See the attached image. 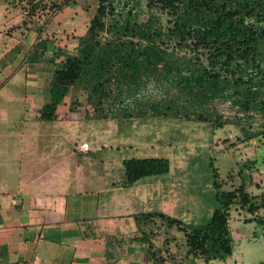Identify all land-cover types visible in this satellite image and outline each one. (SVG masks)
<instances>
[{
	"label": "trees",
	"instance_id": "1",
	"mask_svg": "<svg viewBox=\"0 0 264 264\" xmlns=\"http://www.w3.org/2000/svg\"><path fill=\"white\" fill-rule=\"evenodd\" d=\"M74 2L55 1L49 8L62 11ZM131 3H124L123 10L131 7L125 13L118 10L119 0H98L86 33L78 37L77 53L51 44L52 57L59 64L52 85L92 91L102 118L163 116L223 127L229 120L212 106L230 102L236 108L235 117L248 123L241 127L239 142L247 146L259 138L263 145L264 129H253L251 120L262 119L264 128V0H147V7L158 13L145 20L138 18ZM37 5L34 0L23 21L13 28L37 24ZM39 25L41 38L46 31L43 23ZM46 36L36 43L43 54L51 41ZM149 86L160 89V96L130 108L128 100L146 95ZM54 112L53 105L46 106L40 116L48 120ZM211 166L218 206L206 224H190L162 211L135 216L142 235L132 241L146 244L150 261L166 264L171 257L172 264H210L215 259L226 264L234 253L231 208L237 205L253 214L247 221L259 218L264 196L259 201L244 184L223 189L213 162ZM169 170L170 160L163 157L123 160L126 185ZM163 227L184 233L187 249L183 258L176 259L171 251L173 242L177 246L175 238L167 237L157 246Z\"/></svg>",
	"mask_w": 264,
	"mask_h": 264
},
{
	"label": "crops",
	"instance_id": "2",
	"mask_svg": "<svg viewBox=\"0 0 264 264\" xmlns=\"http://www.w3.org/2000/svg\"><path fill=\"white\" fill-rule=\"evenodd\" d=\"M22 21L0 29V36L18 42L11 53L0 48V264H155L146 244L132 241L141 235L135 216L160 201L161 210L186 222L182 215L191 213L174 210L182 202L180 183L167 186L147 176L125 184L123 160L132 157L115 151L144 155L157 143L119 139L113 120L106 137L99 136L91 126L94 116L84 114L94 110L93 92L53 86L55 43L41 53L40 25L13 28ZM51 105L54 116L42 119L41 110ZM86 141L88 151L80 148ZM105 149L107 161L97 155Z\"/></svg>",
	"mask_w": 264,
	"mask_h": 264
},
{
	"label": "rangeland",
	"instance_id": "3",
	"mask_svg": "<svg viewBox=\"0 0 264 264\" xmlns=\"http://www.w3.org/2000/svg\"><path fill=\"white\" fill-rule=\"evenodd\" d=\"M33 1L0 0V29H7L9 26L20 22L22 18L24 19L25 11L30 8ZM35 1H38L37 15L34 18L37 21L36 25L39 26V23H43L46 31L41 38L44 39L47 35L46 37L55 45L65 47L70 53H77L78 37L86 33L98 7V0H75L72 5L65 7L62 11L49 8L53 2H60L61 0ZM119 1H121V5L118 10L126 13L131 7L123 10V5L130 0ZM131 2V5L136 7L134 11L138 13L140 20L147 19L151 13H158L156 10L147 7V0H131ZM161 18L164 21L167 20L166 15L161 16ZM66 19H68L67 22L71 21V25L67 27L65 26L68 24ZM36 34L37 31L34 30V35ZM17 44V40L0 36L1 50L6 46L11 53ZM144 92L146 95L142 93L137 98L131 97L128 100V105L132 104L130 108L138 105L144 106L142 102L146 99L156 98L161 94V90L155 86H149ZM93 99L92 107L94 110L88 109L87 113L84 114H87L89 118L94 116L92 123L89 122L88 124L91 123V126L100 134L99 136L106 137L107 132H104V128L113 120L115 121V131L120 130L117 135L119 139L127 138L134 144L142 145H146L148 140L157 143L156 150L150 151L148 154L139 155L133 150L127 149L119 154L115 151L116 155L163 157L170 160V170L167 173L151 176L150 179L167 184V186L172 183H180L178 191L182 202L179 203L180 208L176 207L174 210H176L175 212L181 210L178 215L182 214V210H188L191 215L187 212H185L186 215H182L186 216L187 223L206 224L218 206L214 187L215 176L211 162L214 163L218 171V178L222 182L223 189H233L244 184L248 192L258 196L259 201L261 196H264V144L262 145V142L258 140L259 138L249 142L247 146L239 142V138H243L241 127L247 126L248 123L245 124L244 121L235 117L236 108L230 102H217L212 106V110L222 115L223 119L229 120V122L224 123L223 127H218L209 121L163 116L102 118L98 116L100 115L99 103L95 98ZM137 101L139 103H136ZM110 114L113 115L112 111ZM126 121L148 122H144L143 125H138V123L137 128L129 126L123 128L122 123ZM251 121L254 124L253 129H264L260 126L262 119L258 118ZM149 122L151 124H148ZM87 133L92 132L87 131ZM109 153L105 149L97 155L104 159V156L109 155ZM116 164L118 165V162ZM106 165L105 163L104 166ZM118 168L119 165L117 170H119ZM118 175L120 173L115 172L116 178ZM166 194L167 188L166 193H162V199ZM152 203V207L149 206L151 211H162L178 217L171 213V209L161 210L164 207L160 205V201ZM230 212L234 253L228 257L226 264H264V208L260 210L259 218L253 221H247V219L254 217V215L242 210L237 205H234ZM145 230H148L147 227ZM167 237L176 239L178 247L174 243L171 245V251L174 252L175 258H183L187 249L184 233L175 227L160 228V236L156 240L157 246ZM164 255L166 256L167 252ZM198 261L201 262L200 259ZM221 261L215 259L210 264H221ZM167 262L174 263L175 261L173 258L167 257Z\"/></svg>",
	"mask_w": 264,
	"mask_h": 264
},
{
	"label": "built area",
	"instance_id": "4",
	"mask_svg": "<svg viewBox=\"0 0 264 264\" xmlns=\"http://www.w3.org/2000/svg\"><path fill=\"white\" fill-rule=\"evenodd\" d=\"M80 148L84 151H88L90 149V143L88 141L86 142H83L81 145H80Z\"/></svg>",
	"mask_w": 264,
	"mask_h": 264
}]
</instances>
